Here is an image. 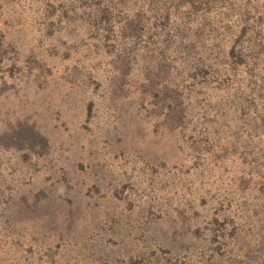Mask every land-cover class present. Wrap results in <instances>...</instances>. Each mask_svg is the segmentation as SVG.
<instances>
[{"label":"rangeland","instance_id":"1","mask_svg":"<svg viewBox=\"0 0 264 264\" xmlns=\"http://www.w3.org/2000/svg\"><path fill=\"white\" fill-rule=\"evenodd\" d=\"M0 264H264V0H0Z\"/></svg>","mask_w":264,"mask_h":264},{"label":"trees","instance_id":"2","mask_svg":"<svg viewBox=\"0 0 264 264\" xmlns=\"http://www.w3.org/2000/svg\"><path fill=\"white\" fill-rule=\"evenodd\" d=\"M99 3V1L97 2ZM102 10H106L104 6L102 7ZM46 12V11H45ZM47 13V12H46ZM94 26H97L98 21L97 19L92 20ZM97 29V28H96ZM87 43V42H85ZM91 48H95L94 45H89L88 52H92ZM153 53L151 54V57L155 52H157L156 58H153L152 64L147 67L138 68L137 70H144V78L140 79L138 81L137 78L130 79L131 73L134 71L133 64H130L128 59L124 58V63L121 68V75L119 80V90L122 93V95L127 94L130 92V90H133L137 87L138 84L141 83V93H147L149 92L150 95L153 94V96H160L161 94L169 95L172 93V91H176L178 88V84L174 83V73L176 72V68L174 65H172L169 62H165L162 60V58H165V50L161 47H156L153 49ZM150 57V58H151ZM139 82V83H138ZM127 92V93H125ZM125 96V95H124ZM22 126L20 129L18 128L14 132V137L17 140H20L22 145L24 144L29 148L30 150L40 153L44 152V149L46 148L45 145L41 147H36V144H39L33 137H29L30 133V124L25 121H21ZM42 144V143H41ZM41 154V153H40ZM64 184L66 183L65 178L62 179Z\"/></svg>","mask_w":264,"mask_h":264},{"label":"water","instance_id":"3","mask_svg":"<svg viewBox=\"0 0 264 264\" xmlns=\"http://www.w3.org/2000/svg\"><path fill=\"white\" fill-rule=\"evenodd\" d=\"M30 133L29 137L34 138L37 142H39L40 145L44 144V138H43V129L39 124H35L34 126H29ZM42 143V144H41Z\"/></svg>","mask_w":264,"mask_h":264}]
</instances>
